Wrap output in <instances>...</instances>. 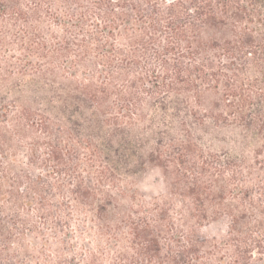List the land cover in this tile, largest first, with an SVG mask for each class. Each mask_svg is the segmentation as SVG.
I'll list each match as a JSON object with an SVG mask.
<instances>
[{
    "label": "trees",
    "instance_id": "obj_1",
    "mask_svg": "<svg viewBox=\"0 0 264 264\" xmlns=\"http://www.w3.org/2000/svg\"><path fill=\"white\" fill-rule=\"evenodd\" d=\"M0 88V264H264V0H0Z\"/></svg>",
    "mask_w": 264,
    "mask_h": 264
},
{
    "label": "rangeland",
    "instance_id": "obj_2",
    "mask_svg": "<svg viewBox=\"0 0 264 264\" xmlns=\"http://www.w3.org/2000/svg\"><path fill=\"white\" fill-rule=\"evenodd\" d=\"M3 91L0 88V97L8 98L9 96L4 95ZM8 99H10L9 102H14L12 101V96ZM201 109L199 108L200 111ZM149 118L148 115L146 122L142 123V128H146ZM191 121L194 125L192 126V137L206 151L218 154L228 152L239 155L242 153L243 148H245L244 135L239 128L217 123L213 121L211 116L205 115L204 112H199V115L195 116ZM140 136L142 137V146L132 150L133 160L130 162L127 170L123 172V182L132 189L153 193L162 188L159 182L162 169L149 160L150 157L154 159L156 155L155 135L142 131V135ZM136 159L138 160L137 162Z\"/></svg>",
    "mask_w": 264,
    "mask_h": 264
}]
</instances>
